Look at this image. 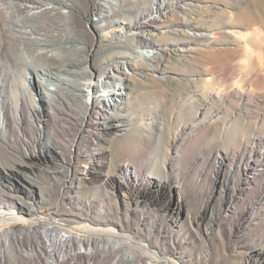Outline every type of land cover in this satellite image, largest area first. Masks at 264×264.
Segmentation results:
<instances>
[{
  "label": "rangeland",
  "instance_id": "374dc122",
  "mask_svg": "<svg viewBox=\"0 0 264 264\" xmlns=\"http://www.w3.org/2000/svg\"><path fill=\"white\" fill-rule=\"evenodd\" d=\"M65 1L76 3L81 14L76 17V29L52 26L44 35H48L54 49L64 52L65 46V52L77 59L79 65L70 67L80 77L74 76L76 83L91 72L94 80L100 79L95 69L120 53L140 58L142 40L164 49L154 50L150 58L153 64L167 68V73L162 75L163 81L152 82L140 74L143 68L137 65L138 79L135 84L128 81L125 91L118 81L106 83L109 88L125 92L109 115L122 117L129 126L120 133L122 142L114 148L115 156L106 160L110 165H106L105 173L113 172L116 177L98 186H70L62 170L67 167L73 175L74 169L75 174V168L84 162L83 154L101 153L105 147L110 151V141L105 147L96 146L99 150L89 148L92 141L80 127L85 115L80 96H60L51 110L49 96L41 92V85L55 82L41 80L33 70L22 73V68L15 65H22L25 58L34 67L39 64L19 49L9 53L1 48L0 80L2 83L5 79L4 90L24 98L29 94L23 87L29 88L39 106L44 139H52L53 150L63 155L27 159L25 150L42 147L39 143L33 146L30 137L39 125L29 122L22 103L20 108L16 104L7 106L2 110V120L8 121V126H0V155L12 154L14 158L7 161L0 157V198L24 212L26 204H31L34 217L41 219L61 211H73L80 217L103 212L95 219L111 220L114 228H122L133 241L157 243L167 257L184 252L186 263L174 264H264V0H100L110 6L99 7L94 21L88 22L83 18L89 12L88 2ZM69 35L70 42L59 43V37ZM198 61L205 62L204 67L193 66ZM62 63L55 62L56 66ZM127 72L134 71L128 68ZM100 84H104L101 79ZM92 117L96 122L103 121L96 113L92 112ZM19 134L26 135L27 142L18 139ZM53 163L62 170L53 169ZM121 163L131 167L119 177L115 168ZM49 166L53 174L47 172ZM68 185L74 187L71 196L77 198L64 199L62 191ZM180 197L183 212L174 229L170 221L180 211ZM28 226L11 224L18 232ZM36 236L23 234L11 242L15 250L30 248ZM103 249L102 245L96 248L91 260L83 254L77 263L159 262L137 249L132 251L140 259L124 247H112L108 253ZM44 260L41 256L33 261L5 255L0 257V264H43Z\"/></svg>",
  "mask_w": 264,
  "mask_h": 264
},
{
  "label": "bare ground",
  "instance_id": "6f19581e",
  "mask_svg": "<svg viewBox=\"0 0 264 264\" xmlns=\"http://www.w3.org/2000/svg\"><path fill=\"white\" fill-rule=\"evenodd\" d=\"M121 1H123V3L126 2V0H119V2ZM84 2L86 3L88 2L89 4V12L86 13V15L84 14V16L82 15L87 22L90 20L94 21L93 17L96 16L95 15L96 10L99 7H105L106 5L110 6V4L108 5L107 2L100 0H84ZM63 10L64 11L68 10V11L63 12ZM124 12L125 11L122 10L123 14ZM78 13L79 12L77 11L76 3L71 4L65 0H0V49L2 48L4 51H9V53H12L13 49L21 50L22 52L26 53V56L28 55L29 57H31L32 61L35 60L39 64L38 66H40L39 68L38 66L37 67L32 66L25 58V62H23L22 65L21 63H19L20 65L14 64L15 66H19L22 68V73L25 72L26 74V72L33 70L36 76L41 80H47V81L52 80L53 82H55V84L51 83L50 85L49 84L41 85V92L44 91L48 94V95L46 94L47 97L49 96L48 99L50 100L48 103L51 110H53L52 107L58 103L56 98L58 97L60 98V96L66 97V94L67 95L70 94L74 98L80 96V101L83 100L81 101L83 102L81 107L83 106L82 108L85 110L84 113L85 115L81 121L82 124L80 127H81V131L85 134L84 136L89 138L93 142V143L90 142L89 145L87 146L89 148L95 147V149L93 150H99L100 148L96 149V146L98 147L101 145L105 147L107 145V142L110 141L109 145L111 146L109 147H111V150L109 151V148L107 147L108 148L107 149L105 147V148H101L103 149V152L101 153L97 152V153L83 154L84 162L81 165L78 164L79 166L75 168V174L73 169V175L69 173L68 171L69 169H66L67 167L64 170H62L60 168L61 166H59V164L56 163H53L54 165L52 166V168L55 170L61 169L62 173H64V176L66 175L65 178L70 180L68 182L70 186L85 185L87 187H92V186H98V184H104V182L113 180L116 177L112 175L113 172L111 174L105 173L107 166L109 167L110 165L109 162H107L106 160L107 157L110 158L111 156L112 157L115 156L113 151H115L116 148H119V144L122 142L121 139L122 137L120 138V133L124 132L126 128H129V126L128 124H125L122 117H118V116L112 117L109 115L110 114L109 112L110 110H112L114 107L117 106L118 100H120L125 95L124 91L126 90V85L128 81L129 82L135 81L134 84L136 83V80L138 79L137 72L139 71L137 68L141 67L143 68V70L141 71L142 73H140L141 75H144L145 78L146 77L150 78L152 82H161L163 81V79H165L163 78L162 75L167 73L166 70L167 68L162 69L159 67L158 64H153L152 62L153 59L150 58V55L151 53L154 52V50L160 52L159 50L162 51L164 49H162V47L159 46L158 44L155 45L147 41L143 42L142 40L141 43H139V45L143 46L144 51L139 52V55L141 56L140 58H136L134 56L131 57L129 54H125V53H120L119 57L113 56L114 58L112 57V59H109V61L105 62L106 63L105 65H101V67L99 68L97 67L95 69L96 73L98 74V77L101 79V81H103L104 83L103 85L100 84V79L94 80L95 75L92 72L89 75H85V77L83 78L81 77L80 81L79 82L77 81L76 83L75 81L77 79H75L74 76H77L78 78L80 77L78 73L74 70V68H70V67H73L74 65L77 64L78 62L76 61L77 59L76 58L74 59L72 55H69V52H65L66 50L65 46H63L64 52H62L60 49L59 50L54 49L55 47L51 45L53 43L50 44L48 42L49 41L48 35L45 36L44 34L46 30L52 26H57L59 28L63 27L64 29L70 26V28L73 29L74 28L73 26L77 19L76 17H78L79 15ZM118 17H117L118 19L121 18L120 15ZM139 24L140 23L136 22L135 25L139 27L140 26ZM128 27H130V24ZM59 38H60L59 40L60 42L58 41L59 43H61V41H69L70 35L69 38L67 37H62V38L59 37ZM56 48H58V45ZM134 52L136 53V51ZM163 52H166V50ZM64 53L66 54L64 55ZM42 58L45 59L44 61L46 63L43 61L44 64H41ZM83 59L84 60L86 59L88 61V58H83ZM56 60L61 61V63L63 62L62 63L63 65L61 64V66H56L55 64ZM204 63L205 62L198 61L195 62L193 66L195 65L197 66V68H199V66L201 67ZM137 65H139L140 67H138ZM128 68L129 70L134 71L133 74L127 72ZM157 74H160L161 77L159 76L156 77ZM72 77L75 80H73ZM109 81L120 82V84L124 86L123 87L124 91L122 90V88L118 89L116 87H112V88L107 87L106 83H109ZM143 82L144 81H140V83ZM4 83H5V79H3L2 83L0 80V116H1L0 126L2 127L4 125L5 127L8 126V121L2 120L3 119L2 110H4L7 106L8 108L9 107L11 108V106L15 104L18 107L19 104L22 103L23 108H26V111L28 112L29 122L30 123L32 122L31 124L33 125L35 124L39 125V128L37 127L36 129L34 128L35 130H32L30 134V137L34 142L33 146H36V144L38 143L42 145V147L38 149H36V147H31L29 150L28 149L25 150L24 156L27 159H30L31 161L35 160V158H38L42 155L54 159L57 157H62L63 153H57L53 150V147L55 146L54 144H52V139L49 140L47 138V140H45L46 138L43 135L42 132L43 129L41 127L42 118L41 115L39 114V106L36 105L35 100L33 99L35 97H32V95L29 93V88H27L26 86L23 87V91H26L27 95L28 94L29 95L28 97L22 98L19 97L18 94L16 95V93H12L13 92L12 90H10L11 94L6 90H4L5 88L3 87ZM70 88L73 89L69 90ZM103 97H105L106 99H103ZM20 107L21 106H19V108ZM92 112L96 113L97 115H101L102 117L100 118V120L103 121L101 122L94 121V118L92 117ZM95 119L98 120V118ZM15 123L18 125L20 124L18 122ZM12 126L13 127L11 128H13L14 131L17 130L18 132H20L18 127H15L14 125ZM19 138L25 142H27L28 139L26 135L20 136V134L18 139ZM75 142L76 141L72 143L71 147L75 145ZM12 156H13L12 154L10 155V157L9 156L6 157V155L4 156V154L0 155L1 158L2 157L6 158V160L7 158L13 159L14 156L13 157ZM85 158H86V162H85ZM63 160L65 159L63 158ZM97 160H99L100 162ZM50 166L47 172L49 174L51 173L53 174L54 172L52 171L50 172L51 169ZM130 167L131 166L129 163L119 164L115 168L117 172V174L115 175H119V177H121V175L129 171ZM10 169L12 170L11 167ZM13 172H15V169L13 170ZM69 185L65 187L66 189L64 188L65 189L64 191H62L63 196H65L64 199H67L68 196L72 198L73 197L77 198V195L71 196L74 187H70ZM162 185H163L162 183L159 184V189H161ZM42 199L45 200L44 197ZM182 199H183L182 197L179 198L178 206L183 203ZM71 202L75 204L74 203L75 201H71ZM26 206L28 208L24 212L20 210L14 203L6 202L5 200H2V198H0V230H1L0 257H4L5 255H11L14 258L23 256L24 258L27 257L34 261L35 259H38L39 256H41L45 259L44 262H42L43 264H66L69 262V260H70L69 264H78L77 262L80 256H83V254H87L91 260L92 256L95 255V251H97L96 248H99V246L102 245L105 249L103 250L106 252L112 247L113 249L116 250L118 249L121 250V248L124 247L127 249L126 252L133 254V256H137L132 251L133 249H137L139 252L146 255V257L156 258L159 261L158 263L146 262L145 264H174L175 261H177L178 263H186L185 262L186 256L184 252H181L184 255L179 253L176 254L174 257H167V255L164 252L162 253V251L158 249L157 243L152 244V243L137 242L135 240L133 241V239L131 238L130 235H128L127 232L123 233L122 228L118 229V226L114 228L113 222H110L111 220L105 221L101 217L100 219L99 218L95 219V215L100 216L101 213L103 212H100V214L95 213V215H92L91 212L80 217L78 214L71 213L73 211L63 214L61 213L62 212L61 211L60 212L61 214L55 213V216H50L47 219H41L38 217H34L35 211H34V207L31 204L28 203L26 204ZM78 207H83V206L78 205ZM182 209L183 206L181 205L180 211L177 213V216L171 217L172 220L170 221L171 222L170 226H173L174 229H176V225L179 223V218L181 217L183 212ZM14 222L24 223L29 226L25 230L18 232L13 230V228H11V224H13ZM37 232L39 233V235L37 234ZM23 234L37 235L35 238V242L30 245V248L27 247V248H21L15 250L13 247L14 245H12L11 239L19 238V236L22 238ZM16 243L18 245V242ZM121 252L123 253V251ZM261 254L264 257V249L261 250ZM137 257L139 259L141 258L139 256ZM33 263H37V262L35 261Z\"/></svg>",
  "mask_w": 264,
  "mask_h": 264
}]
</instances>
